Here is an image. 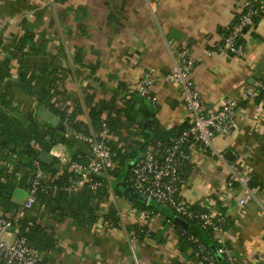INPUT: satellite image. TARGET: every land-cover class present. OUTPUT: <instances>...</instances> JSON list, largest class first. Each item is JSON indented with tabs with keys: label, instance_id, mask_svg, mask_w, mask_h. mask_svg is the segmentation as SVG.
<instances>
[{
	"label": "crops",
	"instance_id": "crops-1",
	"mask_svg": "<svg viewBox=\"0 0 264 264\" xmlns=\"http://www.w3.org/2000/svg\"><path fill=\"white\" fill-rule=\"evenodd\" d=\"M248 2L258 4L262 12L258 23L242 39L245 58L215 52L224 38L220 31L228 30L240 18ZM27 32L36 41H46L45 53L33 55L27 50L28 54L11 59L7 77L0 81V90L8 95L11 107L0 102V113L9 117L32 145L26 127L31 119L52 127L56 126L48 116L64 122L37 98L25 94L19 85L22 74L50 68L64 78L52 104L59 113L68 114L80 105L81 129L91 134L96 130L86 105L89 97L94 104L115 99L118 110L131 106L137 112L136 122L146 129L152 119L167 132L188 128L192 114L182 102L181 87L168 81L179 48L201 60L191 78L205 110L218 109L224 101L237 99L264 73V0H0L2 67L8 64L10 52L4 48ZM148 71L155 73L149 95L128 93L129 88H138ZM243 108L237 133L218 138L213 148L191 147L193 164L181 197L198 211L228 217L233 224L226 242L235 247L238 260L242 264H264V102L254 98ZM128 118L125 114L120 118L127 127ZM130 131L136 135L130 137L125 126L120 137L111 134L110 141L119 148L143 143L138 124ZM62 132L69 140L68 146L59 144L50 153L38 152L42 163L52 158L50 166L60 165L57 171L67 167L65 162L72 160V152L84 158L89 151L66 128ZM142 154L145 156L147 150ZM233 168L250 177L248 190L252 197L243 206L240 201L246 195L244 187L236 184L228 189L226 185ZM108 191L107 199L94 202L100 218L92 227L77 226L71 218L57 222L46 214L27 213L31 209L25 206L29 192L23 189L13 195V203L22 207L15 220L26 218L54 235L57 247L40 253L50 264H133L127 240L128 236H137L140 224L128 213L136 207L124 192L120 196ZM111 208L118 213L116 225L105 219ZM169 214L163 210L155 215L148 225L151 235L138 237L135 249L142 264H201L190 249H181L180 228L165 222ZM177 224L189 228L184 219L177 218ZM16 237L17 231L7 239L13 241Z\"/></svg>",
	"mask_w": 264,
	"mask_h": 264
},
{
	"label": "built area",
	"instance_id": "built-area-1",
	"mask_svg": "<svg viewBox=\"0 0 264 264\" xmlns=\"http://www.w3.org/2000/svg\"><path fill=\"white\" fill-rule=\"evenodd\" d=\"M259 13L260 11L255 9L252 3L245 4L244 14L231 27L229 34L215 48V52L226 51L234 57L245 58L246 51L242 39L246 30L254 27L255 18L259 16ZM200 62L201 60L194 58L187 49L179 48L177 50L175 64L168 75V81L181 87L182 102L192 114V119L183 133L171 139L169 146L149 149L144 158L133 163L127 184L133 188L136 194L146 199L148 206L155 204L167 210L170 215L199 221L201 230L212 232V240L217 244V254L223 257V261L226 264H242L238 260L235 247L226 242L229 231L225 229L224 225L228 217L215 216L209 211L195 212L181 197V190L186 184L193 164L191 147L213 148L218 138L232 136L240 130V112L244 109V103L258 98L261 94L264 95V73L237 99L224 101L218 109L205 110L201 94L191 78L194 69ZM154 83L155 73L148 71L138 88H129L128 93L147 97L149 89ZM64 125L71 136L86 144L89 149L86 163L73 160L65 162L68 170L73 174L69 191L78 192L85 187L96 191L106 187L110 192H114L116 179L112 173L117 168V163L109 145L110 134L106 125L104 124L102 131L91 134L73 129L70 118L66 119ZM57 156L62 157L60 154ZM95 176L102 177L103 181L96 180ZM42 179L43 172L38 167L33 188L29 191L26 208L30 209L36 204V188ZM249 183L248 175H241L236 168L232 169V174L226 185L228 189H232L236 184L244 187L246 195L240 201L241 206L245 205L247 200L252 197L248 190ZM128 215L140 224L139 229L146 237H149L151 231L148 225L156 214L132 209ZM167 224L174 227L170 219H167ZM17 229V220L0 216V264H50L45 262L41 254L29 246L25 239L16 237L13 241H8L7 237L12 236L15 231L18 232ZM182 236L181 233L178 234L179 239ZM189 240L198 246L199 253L202 255L201 264H220L215 253L213 254L199 238L190 235ZM127 242L133 264H142L135 249L138 237L128 236Z\"/></svg>",
	"mask_w": 264,
	"mask_h": 264
},
{
	"label": "trees",
	"instance_id": "trees-1",
	"mask_svg": "<svg viewBox=\"0 0 264 264\" xmlns=\"http://www.w3.org/2000/svg\"><path fill=\"white\" fill-rule=\"evenodd\" d=\"M252 6L260 11L259 16L255 18V26L261 17L262 9L260 8L262 7L256 3H252ZM237 22L238 19L235 20L233 25ZM233 25H231V27ZM231 27L226 31H220L224 38L229 34ZM250 30L251 29H248L246 32ZM2 45L3 41L0 38V47ZM46 46V41H36L35 36L30 32L25 33L21 38H15L8 47L4 48V50H9L10 52L9 58L7 59L8 64L5 65L6 67L0 65V81L7 77L6 69L13 57L24 56L28 54V51L33 55H42L45 53ZM63 80L64 78L60 77V75L52 69L42 68L37 73L31 75L22 74L19 77V85L26 95L37 98L41 105L51 109L53 113L60 117L62 122L70 118L71 127L75 130L83 131L78 120V117L83 113L80 105L76 104L73 112L68 114L59 113L52 104V100L56 96L55 90L58 84L62 83ZM7 97L8 95L0 90L1 104L4 107H11V103L7 101ZM135 98H137L140 103H143V99L136 96ZM258 102H264L263 94L259 95ZM86 105L89 108V117L93 128L96 130L95 132L102 131L104 124L108 128L110 136L113 134L120 137V131L123 130L125 126L130 137L134 136L136 133L130 130L137 124L143 131V143H134V145L128 148H119L117 144L111 141L109 142L112 152L115 155L114 160L116 163H119L118 167L112 173L117 183L125 177V183L128 185L127 178L131 166L133 163L144 158L142 153L146 150L148 152L149 149H158L159 147L165 148L169 146L172 138L183 133V131L187 129L185 128L178 132H167L153 119L146 129L143 123H139V121L136 122L137 112L132 109L131 106H128L127 110H118L116 108L115 99L109 102L106 101L94 104V99L89 97L86 100ZM106 112L108 115L104 117ZM123 114L129 117L128 122L130 125L128 127L120 119ZM26 127L29 129L34 145L31 144L30 139L22 133L20 128L9 117L0 113V211L3 217L15 220L16 215L20 212L22 207L13 203L12 199L14 192L17 189H23L28 192L31 191L39 167L43 172V179L36 188V204L28 210L27 213L46 214L51 216L54 220H58L57 222L71 218L74 223L80 227H92L95 225L100 218V209L94 202L99 199H107L109 197L108 189L103 187L94 191L85 187L78 192L69 191L72 185L70 180L73 174L68 168H64L63 171H57L52 166L42 163L38 157L39 151L50 153L51 150L59 144L68 146V138L57 127L43 125L34 119H31ZM71 154L73 161L86 163V157L79 158L76 152H72ZM127 161H130V163H127ZM127 169H129V171L125 174ZM95 179L103 181V178L100 176H95ZM117 183L114 187L116 194L124 196L123 191L116 187ZM134 194L136 195V192L129 196V200L134 203L137 211H150L157 215L165 210L155 204L148 206L146 203L134 198ZM192 209L195 212H202L194 208ZM177 218L184 219L170 214L167 219L172 220L174 226L177 225V227L180 228L179 233L183 235L180 237V243L181 249L184 252L190 249L196 259L201 261L202 255L199 253L198 246L189 240V236L192 235L199 238L213 254L215 253V257L220 264H226L223 261V257L216 254L217 244L212 240L213 234L211 231L204 232L201 230L199 226L200 223L197 220L192 221L184 219L189 225V228L180 227L177 224ZM105 219L107 222L115 225L119 223L118 213L114 208L110 209ZM167 219L165 221L166 224ZM232 224L233 222L228 218L224 225L225 229L229 231ZM17 228L18 237L25 239L29 246L39 253H46L57 247V240L54 235L49 234L42 225L31 224L26 218H22L17 221ZM137 233V237L139 238L146 237L141 229H138Z\"/></svg>",
	"mask_w": 264,
	"mask_h": 264
},
{
	"label": "water",
	"instance_id": "water-1",
	"mask_svg": "<svg viewBox=\"0 0 264 264\" xmlns=\"http://www.w3.org/2000/svg\"><path fill=\"white\" fill-rule=\"evenodd\" d=\"M47 118H48L49 122H50L53 126L59 127V129H61L62 131H64V128H65L64 125L61 124V123L59 122V120H58L56 117L48 116ZM52 161H53L52 158H51L50 161H47V159H45V160H44V163H47V165L50 166V165H52ZM60 168H61L60 165H58V164H55V165H54V169H55V170H59ZM128 171H129V169L126 170V173H125V174H127ZM116 187L119 188V189H121L125 194H127V195H129V196L133 195V193H134V192H133V189L127 187V185H126V183H125V177H124V178H123V179L117 184ZM134 198H137L138 200H140V201L146 203V199H145L144 197L139 196L138 194H136V195L134 194ZM216 254H217V252H216Z\"/></svg>",
	"mask_w": 264,
	"mask_h": 264
},
{
	"label": "rangeland",
	"instance_id": "rangeland-1",
	"mask_svg": "<svg viewBox=\"0 0 264 264\" xmlns=\"http://www.w3.org/2000/svg\"><path fill=\"white\" fill-rule=\"evenodd\" d=\"M10 242H11V240H10Z\"/></svg>",
	"mask_w": 264,
	"mask_h": 264
}]
</instances>
